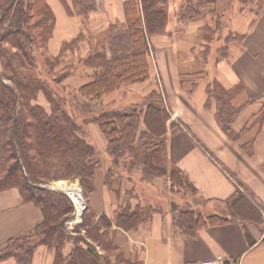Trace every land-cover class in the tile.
<instances>
[{"label":"crops","instance_id":"1","mask_svg":"<svg viewBox=\"0 0 264 264\" xmlns=\"http://www.w3.org/2000/svg\"><path fill=\"white\" fill-rule=\"evenodd\" d=\"M126 1L104 0V9L90 13L84 23L69 15L61 0H47L55 24L46 54L57 57L65 44L78 42L67 53L74 73L63 86L79 90L91 81L96 70L79 61L107 43L112 24L123 23ZM164 6L165 31L151 38L155 61L150 80L133 89L122 87L108 104L130 100L120 110L142 112V131H148L145 115L150 106L166 111L162 138L168 175L146 180L143 167L134 166V158L146 151L145 139L135 144L139 150L124 157L123 164H114L106 136L92 122L88 141L97 152L88 161L95 166L87 196L90 211L111 220L118 244L133 264H264V121L255 123L264 110V0H167ZM186 9L197 13L181 18ZM157 90L159 98L153 99ZM219 92L228 93L237 110L232 130L238 139L217 121ZM252 138L253 152L248 154L242 146ZM172 172L179 174L180 186L173 187ZM129 192L138 196L131 200L133 209L149 206L155 212L148 222L127 231L116 225L120 194ZM190 210L226 222L205 226L191 237L176 225L179 213ZM42 221L41 209L25 202L18 189L0 193V249L11 239L31 234ZM72 248L66 243L64 254ZM55 256L54 250L40 245L32 264H54Z\"/></svg>","mask_w":264,"mask_h":264},{"label":"trees","instance_id":"2","mask_svg":"<svg viewBox=\"0 0 264 264\" xmlns=\"http://www.w3.org/2000/svg\"><path fill=\"white\" fill-rule=\"evenodd\" d=\"M61 1L69 15L82 18L84 23L90 13L104 9V0ZM166 1L127 0L124 3V22L112 24L107 43L83 60L87 67L96 70L93 79L78 90L83 98L102 101L106 94L150 80L152 62L147 38L165 31ZM189 11H181V18L197 13ZM54 24L55 15L47 0H0V193L18 189L25 202L35 204L43 213V221L34 232L11 239L0 249V263L14 259L16 264H32L35 249L44 245L55 251L54 264H133L115 241L116 231L107 216L96 218L90 212L83 225L90 229L85 239L69 236L65 223L71 218V205L63 198H51L52 192L39 186L47 179L78 178L89 193L95 166L88 161L97 152L64 108L67 99L54 88L61 86L71 74L66 56L78 45L77 41L67 43L59 56H48L46 51ZM39 50L45 61L37 77L32 71L38 67ZM219 93L217 121L227 134L238 139L232 130V118L237 110L230 104L228 93ZM40 94L50 103V113L34 103ZM141 116L137 108L131 112L113 110L101 114L94 122L108 140V152L114 164L135 154L139 150L135 144L145 139L146 151L134 158V166L143 167L146 180L166 177L167 152L162 137L168 114L150 106L145 115L148 131L140 129ZM263 121L264 110L255 123L260 126ZM254 141L252 138L242 146L246 153L253 152ZM113 175V171L108 172L107 184ZM171 180L173 187L182 183L176 172L171 173ZM137 197L134 192L120 194L117 227L130 231L152 218L155 212L152 207L132 208L131 200ZM225 222L216 216L204 218L190 210L179 213L176 225L183 234L192 237L198 229ZM66 243L73 244L68 255L64 254ZM98 247L106 253L100 255ZM112 251L116 253L111 254Z\"/></svg>","mask_w":264,"mask_h":264},{"label":"rangeland","instance_id":"3","mask_svg":"<svg viewBox=\"0 0 264 264\" xmlns=\"http://www.w3.org/2000/svg\"><path fill=\"white\" fill-rule=\"evenodd\" d=\"M123 22H124V19H123ZM147 47H148L149 56H150L149 59L151 60L152 65H153V63L155 61V56L152 52L151 38H147ZM37 57H38V67L36 70L34 69V71H32V73L35 74L36 76L39 73V71L43 70L44 61H45L44 55H43L41 50L37 51ZM79 63H82V66L87 67L84 64L83 60H80ZM87 68H89V67H87ZM68 69H70V71H71V74L68 76V77H70L74 73L73 72L74 67L71 66ZM68 69H66V70H68ZM92 79H93V76H91V78L89 77L88 81H90ZM84 81H86V79ZM142 84H145V83H142ZM61 86H63V82H61ZM61 86L58 85L54 88H56L58 94H60L61 96H64L67 99L66 104H64V108L67 109V111L69 113H71V115L75 118L76 122L81 126L80 133L84 138H86L87 141L89 139L88 125L90 123L94 122V120L96 118H98L103 113L110 112L113 110L125 109L126 107H128L130 105V100H128V99H126V100L122 99L120 103H117L114 106L111 105L110 103L108 104V102L112 101V97L117 94L118 90L113 92V93L104 95L102 97V101H91V100H87V99L83 98L75 86H68V87H66V86L61 87ZM136 87H138V86L134 85L131 87V89L136 88ZM158 87H159V83H158ZM152 98L153 99L159 98L158 90H157V94H152ZM34 103L43 106L47 110V112H49V113L51 112L50 103L43 96V94H40L38 96V98L34 101ZM119 163L123 164V158H121L119 160ZM59 183H63L65 185L77 184L78 187H80L82 196L86 202V201H88V199H87L88 193H87V190L85 188V185L78 178H72V179L70 178V179H66V180H57V181L47 179L43 182L42 185L39 184L40 187L47 189L49 192H52V193H50L51 198H53V199L63 198V199H65V201L67 203H69L71 205V207H72L71 216L76 213V215L74 216V219L75 218L78 220L81 219V221L78 222V224L75 226V228H74L75 233H70L68 230H65V231L67 234H69V236H72V237L79 236V237H83L85 239V237L87 236V233L90 231V229H87L86 226H83L86 223L85 218L89 214H91L89 206L85 205V207L82 210H80V212H82V214L80 215L79 214V209H80L79 204L77 202L75 203L68 196V194L65 191H62V190L56 188V185ZM113 237L118 244L116 232L114 233ZM118 246H119V244H118ZM119 248H120V246H119ZM97 249H98V252L100 255L104 254L105 251L102 248L98 247ZM120 250L122 251V253H124V251L121 248H120ZM115 253H116V251L111 252V254H115ZM124 255H125V253H124ZM222 264H226V263H222Z\"/></svg>","mask_w":264,"mask_h":264},{"label":"bare ground","instance_id":"4","mask_svg":"<svg viewBox=\"0 0 264 264\" xmlns=\"http://www.w3.org/2000/svg\"><path fill=\"white\" fill-rule=\"evenodd\" d=\"M56 188L65 191L72 200L79 202V204L83 206L84 200L82 199L81 189L77 184L65 185L63 183H59L56 185Z\"/></svg>","mask_w":264,"mask_h":264},{"label":"built area","instance_id":"5","mask_svg":"<svg viewBox=\"0 0 264 264\" xmlns=\"http://www.w3.org/2000/svg\"><path fill=\"white\" fill-rule=\"evenodd\" d=\"M82 199L84 200V198H83V196H82ZM74 201V200H73ZM75 203L77 202V201H74ZM87 202V203H86ZM85 202V200L83 201V206H81L80 204H79V202H77L78 204H79V206H80V209H79V214L81 215L82 214V212H80V210H82L84 207H85V205L86 206H88V201H86ZM76 215V213L75 214H73L72 216H71V218L70 219H68L67 221H66V223H65V225H66V230H68L70 233H75V230H74V228H75V226L78 224V222H80L81 221V219H74V216ZM81 217V216H80ZM73 219V220H72ZM72 220V221H71ZM201 264H222V262H218V261H204V262H202Z\"/></svg>","mask_w":264,"mask_h":264}]
</instances>
